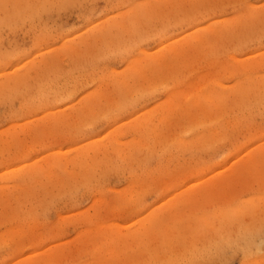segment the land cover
<instances>
[{"label":"rangeland","instance_id":"rangeland-1","mask_svg":"<svg viewBox=\"0 0 264 264\" xmlns=\"http://www.w3.org/2000/svg\"><path fill=\"white\" fill-rule=\"evenodd\" d=\"M0 264H264V0H0Z\"/></svg>","mask_w":264,"mask_h":264}]
</instances>
